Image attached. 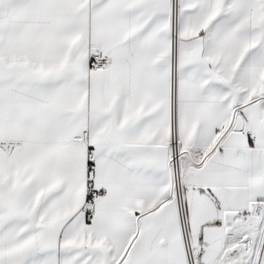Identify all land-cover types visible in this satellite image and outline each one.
I'll return each instance as SVG.
<instances>
[{"label":"snow or ice","instance_id":"1","mask_svg":"<svg viewBox=\"0 0 264 264\" xmlns=\"http://www.w3.org/2000/svg\"><path fill=\"white\" fill-rule=\"evenodd\" d=\"M0 264H264V0H0Z\"/></svg>","mask_w":264,"mask_h":264}]
</instances>
